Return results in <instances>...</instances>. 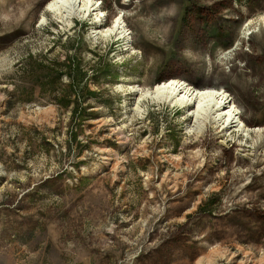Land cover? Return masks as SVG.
<instances>
[{
    "label": "rangeland",
    "instance_id": "1",
    "mask_svg": "<svg viewBox=\"0 0 264 264\" xmlns=\"http://www.w3.org/2000/svg\"><path fill=\"white\" fill-rule=\"evenodd\" d=\"M49 1L0 0V264H264V0H95L129 40ZM170 78L260 132L136 110Z\"/></svg>",
    "mask_w": 264,
    "mask_h": 264
},
{
    "label": "bare ground",
    "instance_id": "2",
    "mask_svg": "<svg viewBox=\"0 0 264 264\" xmlns=\"http://www.w3.org/2000/svg\"><path fill=\"white\" fill-rule=\"evenodd\" d=\"M98 2L95 0H50L46 4L44 12L51 15V18L55 19L57 23H61L67 27H71L74 19L88 18L91 15L94 16V22L98 24L102 22V18L105 17ZM48 20V16L44 14L42 16V23L46 24ZM117 32L120 34V39L129 40V33L126 30L125 22L121 16L120 18H116L113 22V26L110 28H104L102 24H100L94 30L96 37L101 38L111 37V35ZM134 88L135 87H133V89ZM133 91L139 93L136 110L141 111L142 103L147 100L168 103L173 107L179 106L182 110L187 112V116L194 122L193 125L190 126L191 130H198L209 122L215 123L216 126L219 125L221 129L227 131V134L230 133V135H232V133H238L245 138H250L252 134L260 132L261 130L260 128H254L252 131L251 128L240 119L238 108L231 101L230 96L222 90H197L180 80H169L156 84L152 89ZM214 255L217 256L219 253H214ZM214 255L212 254V256ZM221 255L220 256L224 258L225 255L222 253ZM234 257L235 255L231 256L232 259H234ZM253 262L254 257L249 255L248 260L242 263L252 264ZM259 264H262V261L259 262Z\"/></svg>",
    "mask_w": 264,
    "mask_h": 264
},
{
    "label": "trees",
    "instance_id": "3",
    "mask_svg": "<svg viewBox=\"0 0 264 264\" xmlns=\"http://www.w3.org/2000/svg\"><path fill=\"white\" fill-rule=\"evenodd\" d=\"M253 33H251L250 35H252ZM248 41H250V38H248ZM169 80H180V81H183V82H185L186 84H188L189 86H191V87H193V88H195V89H197V90H204V89H217V88H214V87H206V88H200L199 86H197V85H193V84H189V83H187L186 81H184V80H182V79H179V78H170V79H168V80H166V81H169ZM163 82H165V81H163ZM162 83V82H161ZM156 84H159V83H156ZM155 84V85H156ZM218 90H221V89H218ZM243 120V119H242ZM244 121V120H243ZM244 123L246 124V122L244 121ZM247 125V124H246ZM247 126H249V125H247ZM250 127V126H249ZM264 127V126H263ZM240 161H242L243 162V165L245 164V163H247V162H249L248 160H246V158L245 159H240Z\"/></svg>",
    "mask_w": 264,
    "mask_h": 264
}]
</instances>
